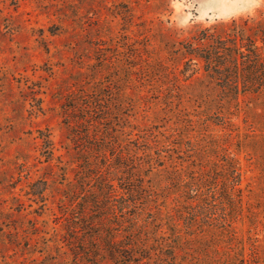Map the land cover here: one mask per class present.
Segmentation results:
<instances>
[{
  "label": "rangeland",
  "instance_id": "374dc122",
  "mask_svg": "<svg viewBox=\"0 0 264 264\" xmlns=\"http://www.w3.org/2000/svg\"><path fill=\"white\" fill-rule=\"evenodd\" d=\"M262 9L264 0H0V264H93L79 253L95 249L85 237L74 240L64 214L70 182L80 198L97 185L98 171L76 143L84 118L116 142L124 128L155 164L143 172L155 192L140 223L152 261L168 242L165 264H264V223L255 216L264 210V97L242 96L243 111L231 119L205 113L200 81L187 77L183 56L200 27ZM201 89L216 98L211 87ZM47 138L56 173L47 168ZM228 155L243 175L244 214L233 239L216 242L219 234L208 233L202 240L200 226L190 229L181 212L185 194ZM40 180L51 186L44 199L34 195ZM169 215L177 227L155 233Z\"/></svg>",
  "mask_w": 264,
  "mask_h": 264
},
{
  "label": "trees",
  "instance_id": "16d2710c",
  "mask_svg": "<svg viewBox=\"0 0 264 264\" xmlns=\"http://www.w3.org/2000/svg\"><path fill=\"white\" fill-rule=\"evenodd\" d=\"M183 56L187 77L200 81V105L205 107L204 112L209 114L216 110L218 117L225 119L239 115L243 111L242 96L264 97V9L256 17H240L211 27H200L184 42ZM203 85L215 90L214 100L205 98L206 93L201 89ZM246 114L248 119L245 122L250 127L251 112L246 110ZM84 126H87L85 134L78 136L76 143L79 144V153L89 155L90 163L97 169V185L91 186L90 191L80 198L78 194L82 193L78 190V183L70 182L68 190L72 192V200H69L71 208L64 211L70 223L69 231L75 234L74 240L85 237L83 244H90L96 251L85 250L79 253L82 254L80 257L93 258V264L167 263L168 256L162 255L161 250L165 251L168 242L162 244L156 254L158 258L152 261L151 254H146L150 250L148 242L141 237L142 231L147 230L140 224L147 218H143V212L148 215L145 203L155 192L154 185L145 184L143 172L147 166L148 171L152 172L155 164L153 161H145L139 155L141 146H133L129 138L124 137L128 136L124 128L118 130L117 137L120 136V139L116 142L110 131H101L87 118L81 119L76 125L81 129ZM250 129L249 132L252 131ZM45 143L48 145L47 168L55 172L52 161L57 157L52 142L47 138ZM145 151V156H148ZM99 159L105 161L106 165L101 167ZM119 170L126 175L118 176L116 173ZM242 182L238 159L228 155L218 168L201 173L189 183L185 194L188 205L181 212H187L188 216L184 220L189 217L190 229L195 230L200 226V234L203 235L200 239L203 240L208 233L219 234L215 238L216 242L225 241V235L233 239V223L243 216L245 209ZM33 186H37L34 195L40 199H44V192L51 188L48 181L42 180ZM84 197L88 200H84ZM140 205L145 209L140 208ZM78 209L79 212H74ZM263 214L264 210L255 215L260 223H264V219H261L264 218ZM172 216L169 215L165 222L160 218L155 233L161 231L163 226L173 231L172 227L178 224L175 219L170 220ZM180 217L183 219V216Z\"/></svg>",
  "mask_w": 264,
  "mask_h": 264
}]
</instances>
